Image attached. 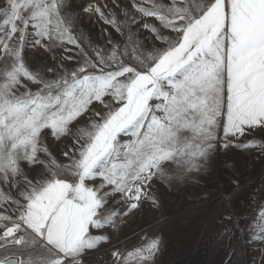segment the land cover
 <instances>
[{
	"label": "snow or ice",
	"instance_id": "snow-or-ice-1",
	"mask_svg": "<svg viewBox=\"0 0 264 264\" xmlns=\"http://www.w3.org/2000/svg\"><path fill=\"white\" fill-rule=\"evenodd\" d=\"M82 11L112 29L102 42L70 0H0V264H86L107 229L159 206L155 184L199 183L229 148L264 156V139H242L264 130V0ZM37 47L50 63L28 62ZM224 219L264 264V196ZM161 249L145 234L112 264H156Z\"/></svg>",
	"mask_w": 264,
	"mask_h": 264
},
{
	"label": "rangeland",
	"instance_id": "rangeland-1",
	"mask_svg": "<svg viewBox=\"0 0 264 264\" xmlns=\"http://www.w3.org/2000/svg\"><path fill=\"white\" fill-rule=\"evenodd\" d=\"M70 3L80 13L81 27L90 39L100 43L101 29L112 31L98 20L96 13L82 11L89 3L110 5L111 0H70ZM27 60L32 65L50 63L51 55L37 47L28 51ZM253 138L264 139V130L257 129L242 139ZM48 144L59 157L63 145L52 139ZM225 161H230L234 168L224 167ZM198 179L195 184H155L159 206L145 202L124 217L118 229H107L109 242L89 252L86 264H112L113 250L131 247L145 234L159 235L162 239L156 264H228L229 258L232 264H251L258 253L252 252L239 234L228 236L222 232L228 226L226 215L232 214L235 219L249 209L253 197L260 199L264 189V156L234 148L220 151L210 172ZM234 180L238 183L234 184Z\"/></svg>",
	"mask_w": 264,
	"mask_h": 264
},
{
	"label": "crops",
	"instance_id": "crops-1",
	"mask_svg": "<svg viewBox=\"0 0 264 264\" xmlns=\"http://www.w3.org/2000/svg\"><path fill=\"white\" fill-rule=\"evenodd\" d=\"M261 196H264V189H263L262 192H261L260 197H261Z\"/></svg>",
	"mask_w": 264,
	"mask_h": 264
}]
</instances>
